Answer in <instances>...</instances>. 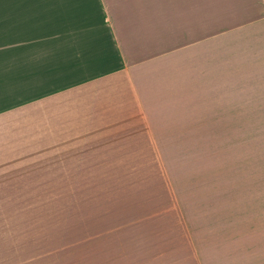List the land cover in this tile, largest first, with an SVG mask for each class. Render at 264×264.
Listing matches in <instances>:
<instances>
[{
	"label": "rangeland",
	"instance_id": "rangeland-1",
	"mask_svg": "<svg viewBox=\"0 0 264 264\" xmlns=\"http://www.w3.org/2000/svg\"><path fill=\"white\" fill-rule=\"evenodd\" d=\"M227 29L163 89L143 169L45 171L0 118V264H175L183 227L215 263L213 245L264 243V28Z\"/></svg>",
	"mask_w": 264,
	"mask_h": 264
},
{
	"label": "crops",
	"instance_id": "crops-1",
	"mask_svg": "<svg viewBox=\"0 0 264 264\" xmlns=\"http://www.w3.org/2000/svg\"><path fill=\"white\" fill-rule=\"evenodd\" d=\"M244 27L264 28V0L0 2V118L11 117L1 129L25 132L20 149L45 171L143 169L146 148L159 153L151 115L163 89L176 96L199 53ZM185 229L175 264H264V243L199 257Z\"/></svg>",
	"mask_w": 264,
	"mask_h": 264
}]
</instances>
